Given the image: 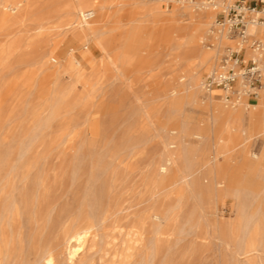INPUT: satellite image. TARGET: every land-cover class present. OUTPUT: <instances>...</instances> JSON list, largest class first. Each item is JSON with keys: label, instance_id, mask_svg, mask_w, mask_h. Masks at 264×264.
Segmentation results:
<instances>
[{"label": "rangeland", "instance_id": "374dc122", "mask_svg": "<svg viewBox=\"0 0 264 264\" xmlns=\"http://www.w3.org/2000/svg\"><path fill=\"white\" fill-rule=\"evenodd\" d=\"M240 1L95 0L82 36L0 0V264H264V96L203 89Z\"/></svg>", "mask_w": 264, "mask_h": 264}, {"label": "built area", "instance_id": "2783aa9c", "mask_svg": "<svg viewBox=\"0 0 264 264\" xmlns=\"http://www.w3.org/2000/svg\"><path fill=\"white\" fill-rule=\"evenodd\" d=\"M258 4L261 6L259 11ZM258 14L262 16L258 17ZM253 20L258 25H264V0L249 4L238 2L228 11L227 19L221 26L227 30L228 35L238 38L243 45L249 37L246 34L247 24ZM257 39L250 45L255 54L254 59L250 58L244 62L243 57L240 56L244 47L238 51H227L221 57L217 68L203 79V89L206 92L231 91L240 82L249 96L257 98L260 93H264V45L259 38ZM228 97L231 98V96Z\"/></svg>", "mask_w": 264, "mask_h": 264}, {"label": "bare ground", "instance_id": "6f19581e", "mask_svg": "<svg viewBox=\"0 0 264 264\" xmlns=\"http://www.w3.org/2000/svg\"><path fill=\"white\" fill-rule=\"evenodd\" d=\"M95 0H76V7H73L72 5H68L67 6V9L71 12V13H73V14H75V13H79V14H81V16H82V18L84 19L85 17H84V11L85 10H87V9H89L90 8V5H91V2H94ZM74 3V2H73ZM75 5V4H74ZM225 13H226V11H225ZM84 22H85V19H84ZM252 23H256L254 20L253 21H250V22H248V24H247V27H248V25H250V24H252ZM88 23H84V25L83 26H81V27H79V28H76V31L78 32V34L79 35H85V33H86V31H85V29L86 28H88ZM264 26V25H263ZM262 26V27H263ZM247 27H246V34L249 36V37H253L252 35H249L248 33H247ZM226 32H227V30H225ZM227 35H228V32H227ZM263 35H264V33H263ZM236 39V38H235ZM261 41V40H260ZM262 42V44L264 45V41H261ZM240 48H243V45L240 43V42H238V44H237V46H236V48H235V50H239ZM227 51H230V50H227ZM246 53V52H245ZM250 53H252V52H250ZM250 58H255V54L254 53H252V57H250ZM80 60V59H79ZM217 68V67H216ZM222 91V90H221ZM223 92H225V93H228V96H229V94H231V95H234L235 97H237L238 98V96H240V95H242V96H245V97H247L248 95H247V93L245 92V90H244V85H242L240 82H238L234 87H233V89L231 90V91H223ZM264 96V93H261L260 94V96ZM260 96H258L257 97V99L260 97ZM261 104H263L264 105V102H262ZM254 108V107H253ZM233 114H231V113H226L225 114V116H224V122H226V123H228L229 121H231L233 118ZM165 170V168H162V171H164ZM85 238H86V234L85 233H79V234H76V235H74L72 238H71V240H73L76 244H77V247H74V248H71V247H69V250H68V252H69V255L72 257V256H74L79 250H80V247L82 246V244H83V241L85 240ZM47 262V264H52V259L51 258H48L47 260H46Z\"/></svg>", "mask_w": 264, "mask_h": 264}]
</instances>
